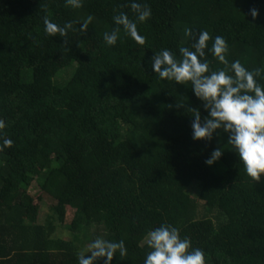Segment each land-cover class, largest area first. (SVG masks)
Wrapping results in <instances>:
<instances>
[{"label": "trees", "instance_id": "1", "mask_svg": "<svg viewBox=\"0 0 264 264\" xmlns=\"http://www.w3.org/2000/svg\"><path fill=\"white\" fill-rule=\"evenodd\" d=\"M130 2L0 0V136L13 141L0 152V264H78L97 237L124 241L127 255L112 264H143L147 232L161 224L202 249L206 264H264V176L244 173L227 134L194 141L190 109L203 121L202 102L190 83L162 81L150 67L163 49L179 58L191 29L222 36L229 62L264 68V0H136L151 8L137 23L145 44L121 31L107 46L114 15L135 19ZM45 16L74 22L67 44L45 34ZM208 59L210 70L224 67Z\"/></svg>", "mask_w": 264, "mask_h": 264}, {"label": "clouds", "instance_id": "2", "mask_svg": "<svg viewBox=\"0 0 264 264\" xmlns=\"http://www.w3.org/2000/svg\"><path fill=\"white\" fill-rule=\"evenodd\" d=\"M66 6L80 9L84 0H65ZM131 11L135 19L120 12L113 16L115 27L111 32H105L104 43L115 46L119 34L123 31L136 45L143 46L145 37L138 33L137 23H145L151 17V8L142 6L136 0H131ZM249 14L253 20L259 12L252 8ZM93 17L87 16L79 24V32L85 34ZM46 35L65 38L68 33L76 31L74 22H66L60 26L52 22L47 16L43 18ZM185 37L194 41L190 47H179V58L172 51L163 49L151 58L150 67L160 80H167L175 84H191L195 97L202 102L207 117L201 121L199 110L190 109L193 113L192 139L211 140L214 133L223 132L228 136L227 145L239 158L244 173L254 182H259L264 176V85L258 80L264 78V68L257 67L248 70L239 60L229 62L226 58L228 45L222 36L210 37L207 31L193 33L185 30ZM211 45L209 46V41ZM208 56L223 68L210 70ZM5 123L0 120V131ZM0 152L10 148L13 141L0 136ZM223 155L221 148L215 149L205 161L209 167L213 166ZM147 247L143 264H206L205 253L200 248H194L188 237L181 238L179 229L170 224H161L149 230L146 235ZM90 253V255H88ZM124 257L127 249L123 240L109 241L97 237L78 255V264H112L114 256Z\"/></svg>", "mask_w": 264, "mask_h": 264}, {"label": "rangeland", "instance_id": "3", "mask_svg": "<svg viewBox=\"0 0 264 264\" xmlns=\"http://www.w3.org/2000/svg\"><path fill=\"white\" fill-rule=\"evenodd\" d=\"M37 187V184H35L33 187H32V191L33 192H36L37 190L36 189H33ZM41 208L43 209V211H47V204L45 202L41 203ZM70 213H73L71 210H70ZM61 234H64V231H60ZM64 238L66 239H69V237L67 235H63Z\"/></svg>", "mask_w": 264, "mask_h": 264}]
</instances>
